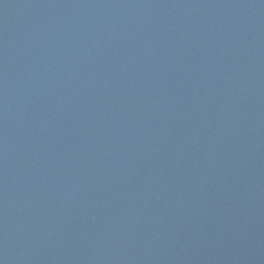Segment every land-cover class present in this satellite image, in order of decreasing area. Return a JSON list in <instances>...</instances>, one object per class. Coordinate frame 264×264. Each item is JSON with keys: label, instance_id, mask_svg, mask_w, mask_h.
Wrapping results in <instances>:
<instances>
[{"label": "water", "instance_id": "water-1", "mask_svg": "<svg viewBox=\"0 0 264 264\" xmlns=\"http://www.w3.org/2000/svg\"><path fill=\"white\" fill-rule=\"evenodd\" d=\"M0 264H264V0H0Z\"/></svg>", "mask_w": 264, "mask_h": 264}]
</instances>
